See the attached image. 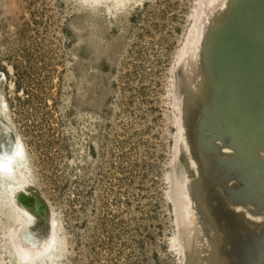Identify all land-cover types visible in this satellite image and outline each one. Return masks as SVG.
<instances>
[{
	"label": "rangeland",
	"instance_id": "obj_1",
	"mask_svg": "<svg viewBox=\"0 0 264 264\" xmlns=\"http://www.w3.org/2000/svg\"><path fill=\"white\" fill-rule=\"evenodd\" d=\"M245 2L0 0V126L26 146L24 204L56 218L61 264H188L180 234L191 218L203 238L195 264H212L204 190L215 192L222 259L264 264V193L229 162L230 137L217 138L218 114L264 103V37L246 60L236 42ZM251 21L264 32V17ZM18 224L0 202V264H14L7 232Z\"/></svg>",
	"mask_w": 264,
	"mask_h": 264
},
{
	"label": "bare ground",
	"instance_id": "obj_2",
	"mask_svg": "<svg viewBox=\"0 0 264 264\" xmlns=\"http://www.w3.org/2000/svg\"><path fill=\"white\" fill-rule=\"evenodd\" d=\"M192 35L195 34L192 32ZM195 38L197 39V36ZM191 42H189V44H191ZM258 46V44L255 45V47ZM2 75L5 78V74L2 73ZM258 82L259 81H257V83ZM247 85L249 86V84H246V86ZM246 88L247 87H245V89ZM246 90L248 94L245 96V101L250 98L252 99V96H254L249 88ZM251 103L252 102H248V107L250 108L253 107ZM245 109L247 110V108ZM7 110V101L0 100V111L5 115V111ZM251 110L249 111L248 109L249 112L244 115L243 113L241 114V111H236L235 109H232V111L230 109L229 112L218 114L219 116L221 115L222 119L224 118L225 122L223 121L224 123H222L226 126L222 134H218L217 138L220 142L222 141L224 143L223 139L226 136L230 137V144L236 147V155L235 158L229 162L231 164L236 163V165L242 167L243 171H246V175H242L240 180L242 179L245 184L252 185V190L254 191L255 189L254 193L259 192L260 194L264 193V103H262V106H257V108L256 106L255 108L253 107V112ZM237 114H240V117L242 116V119L239 121L236 118ZM244 121H248V123H244ZM202 160L206 163L205 156L202 157ZM205 167H208V165ZM202 171L205 176L206 173L203 167ZM30 174V162L25 144L18 136L12 138L8 129L2 124L0 126V202L9 206L11 210L16 213L17 219L19 220L18 226L10 228L7 232L6 249L9 258L14 264H61L64 251L59 224L56 218L51 212L49 215L44 216V214H41L39 210L34 209V207L30 206L28 203L24 204L26 196L31 195L28 189L31 184ZM204 191V196L202 192L203 199L199 206V213L214 230V235L209 240V243L212 245V254L208 260L212 264H227V260L225 262L221 257L222 255L220 256L219 254L222 253L220 247L221 237L219 238L221 233L219 236L218 233L216 234L218 229L220 230L219 225L221 224H219L217 220V216L220 217V215L208 203L209 196H215V192L212 191L209 194L206 190ZM183 193H180L178 189L173 191L174 198L177 199L179 204L178 207H181L184 203ZM179 210L181 211L182 209L179 208ZM197 225L194 218H191L189 222H184L180 234L188 264H195L201 260L200 251L195 243L203 238ZM227 234H230L229 236H231V238H227L232 244L233 249H235L236 245H234V242H236V238L232 233Z\"/></svg>",
	"mask_w": 264,
	"mask_h": 264
},
{
	"label": "water",
	"instance_id": "obj_3",
	"mask_svg": "<svg viewBox=\"0 0 264 264\" xmlns=\"http://www.w3.org/2000/svg\"><path fill=\"white\" fill-rule=\"evenodd\" d=\"M247 5H252L254 8L248 9ZM243 8L245 9V11L240 12L239 17H241V18L240 19L237 18L236 22L239 26H242L243 24L248 23L249 27L247 29H244L246 39L243 40L242 44H240V42H238L240 33L242 32V29L240 27H238L237 31L239 32V35L237 37L238 40H236V42H237V44L239 43V45L241 46V49L246 50L241 55V59L246 60L248 58L256 56V52H258L260 49H262V45L260 44L259 39H260V37H264V32H260L258 30H255L254 28H252L251 27V25H252L251 20H255L256 18H259V17H264V0H246V2L243 5ZM252 30L257 35V37L254 38L256 41H251V39L249 37V34ZM256 44H258L259 46L255 47ZM247 46H250V49H248L249 51L247 50ZM236 48H238V47H236ZM237 52H238V49H237Z\"/></svg>",
	"mask_w": 264,
	"mask_h": 264
}]
</instances>
